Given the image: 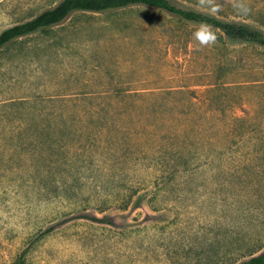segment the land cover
<instances>
[{
	"label": "rangeland",
	"instance_id": "obj_1",
	"mask_svg": "<svg viewBox=\"0 0 264 264\" xmlns=\"http://www.w3.org/2000/svg\"><path fill=\"white\" fill-rule=\"evenodd\" d=\"M59 1L0 0V32ZM216 2L212 15L264 33V0L244 15ZM200 24L146 5L76 11L0 49V264H240L264 249V141L253 164L221 166L254 128L230 116L264 118V47L211 25L217 41L200 47ZM155 141L191 159L166 207L142 189L107 204L149 179ZM53 142L74 143L72 159Z\"/></svg>",
	"mask_w": 264,
	"mask_h": 264
},
{
	"label": "trees",
	"instance_id": "obj_2",
	"mask_svg": "<svg viewBox=\"0 0 264 264\" xmlns=\"http://www.w3.org/2000/svg\"><path fill=\"white\" fill-rule=\"evenodd\" d=\"M130 5H146L163 9L167 12L177 14L183 19L196 23H206L225 30L228 29V31L231 30L233 33H243V31H246L244 29L250 28L244 24L224 21L203 11L181 7L171 0H60L56 5L42 10L31 19L2 30L0 32V49L11 40L40 32L41 30L61 23L73 12H104ZM246 33L250 34L252 41L264 47V33L258 29H251L250 31H246ZM19 103L23 106L31 107V102L26 98L20 99ZM28 121L31 122L30 119H28ZM233 124H238L240 127H243L241 129H244L245 127L254 128H248L246 133L242 132L243 130H240L242 133H238V138H230L238 145V148L233 154L232 152H234V150H230V154L223 152L225 156H228L221 161V166L225 167L227 165L226 167L234 166L235 168H238L251 165L256 161V158L261 155L259 154L261 148L259 149L258 147H260L261 142L264 141V134H258L255 130L264 126V118L257 119L253 117L251 113L242 116L232 114L229 118V125ZM37 125H39L36 126L39 129L44 128L40 126V123H37ZM253 130L255 131L254 133ZM53 137L54 136H52V138ZM30 144L34 148H43L42 142L40 141H30ZM159 144L155 141L154 146L148 147L147 149H145V147V150L143 149V157L148 160L147 166L151 169V176L149 179L147 181L143 180V182H137L138 184H136V186L130 184L131 186L129 187H131V192L129 193V196H121L120 198L115 199L114 202H107V204L115 203L118 208L124 209L132 200L131 193H136L142 189L139 196L145 199V203L151 210H159L166 207L164 199L167 190H172L171 186L175 184L176 177L181 176L183 171L190 168L191 159L185 155V149L181 148V146H175L171 143L165 146ZM49 145L51 146V149L55 146L61 148V151L65 154L64 162L72 159L74 148L76 149L74 143L66 142L55 144V142H53ZM188 155L191 156L192 154L188 152ZM48 161L51 162L53 159L50 157ZM181 196L182 195L179 192L176 194L177 199H180ZM103 207H100L99 209L102 210ZM84 217L100 221L99 218L88 212L84 213ZM13 264L31 263L18 259ZM240 264H264V249L257 254L250 256Z\"/></svg>",
	"mask_w": 264,
	"mask_h": 264
},
{
	"label": "clouds",
	"instance_id": "obj_3",
	"mask_svg": "<svg viewBox=\"0 0 264 264\" xmlns=\"http://www.w3.org/2000/svg\"><path fill=\"white\" fill-rule=\"evenodd\" d=\"M233 10L237 14H247L249 11L245 0H228ZM201 8L207 10L208 14H216L220 11V5L216 0H198ZM193 39L200 47H208L214 45L217 41L216 33L212 30L211 26L206 23H201L193 32Z\"/></svg>",
	"mask_w": 264,
	"mask_h": 264
}]
</instances>
